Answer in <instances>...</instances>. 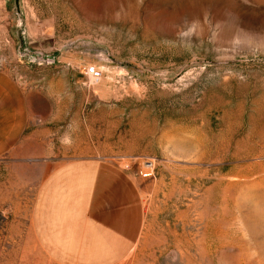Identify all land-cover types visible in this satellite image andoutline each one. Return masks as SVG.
Listing matches in <instances>:
<instances>
[{"label":"rangeland","instance_id":"rangeland-1","mask_svg":"<svg viewBox=\"0 0 264 264\" xmlns=\"http://www.w3.org/2000/svg\"><path fill=\"white\" fill-rule=\"evenodd\" d=\"M0 73L46 113L0 153V264H54L32 205L83 159L141 194L118 264H264V0H0Z\"/></svg>","mask_w":264,"mask_h":264},{"label":"crops","instance_id":"crops-1","mask_svg":"<svg viewBox=\"0 0 264 264\" xmlns=\"http://www.w3.org/2000/svg\"><path fill=\"white\" fill-rule=\"evenodd\" d=\"M37 118L45 120L44 110L0 73V153L24 152L26 131ZM142 225L135 182L117 167L88 159L49 169L30 216L33 239L54 264H118Z\"/></svg>","mask_w":264,"mask_h":264},{"label":"built area","instance_id":"built-area-1","mask_svg":"<svg viewBox=\"0 0 264 264\" xmlns=\"http://www.w3.org/2000/svg\"><path fill=\"white\" fill-rule=\"evenodd\" d=\"M87 74L92 78V80L97 81L100 78V72L94 67H89L87 69ZM141 174L144 177L153 176L155 172V162L151 158H145L140 164Z\"/></svg>","mask_w":264,"mask_h":264}]
</instances>
